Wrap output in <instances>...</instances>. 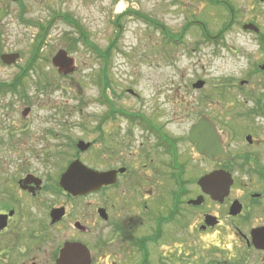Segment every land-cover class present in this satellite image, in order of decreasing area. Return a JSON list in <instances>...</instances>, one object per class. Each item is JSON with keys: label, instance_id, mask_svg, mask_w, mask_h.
I'll return each instance as SVG.
<instances>
[{"label": "flooded vegetation", "instance_id": "obj_1", "mask_svg": "<svg viewBox=\"0 0 264 264\" xmlns=\"http://www.w3.org/2000/svg\"><path fill=\"white\" fill-rule=\"evenodd\" d=\"M199 2L222 20L213 28L196 15L182 31L193 29L196 43L220 44L238 62L222 75L215 99L212 81L197 76L180 136L160 116L105 97L108 111L86 142L105 159L91 169L114 172L115 181L95 190L62 188L66 168L5 171L0 264H264V0ZM125 14L147 20L132 8L117 17ZM81 30L80 39L107 65L110 50L102 54ZM97 82L109 86L101 73ZM196 129L199 137L205 131L206 150L191 138Z\"/></svg>", "mask_w": 264, "mask_h": 264}, {"label": "rangeland", "instance_id": "obj_2", "mask_svg": "<svg viewBox=\"0 0 264 264\" xmlns=\"http://www.w3.org/2000/svg\"><path fill=\"white\" fill-rule=\"evenodd\" d=\"M199 1L0 0V54L19 53L12 64L0 61V84L17 79L16 86L0 90V180L13 168L51 174L76 157L90 167L104 164L95 148L79 151L76 143L96 138L98 118L108 111L105 97L125 110L160 116L182 136L191 117L194 79L211 80L215 99L222 75L238 65L224 56L220 44L196 43L198 34L189 28L192 18H208L213 28L222 20ZM125 8L147 20L132 14L118 18ZM64 16L77 22L101 52L110 50L107 65L80 39L81 28ZM258 19L264 21V14ZM184 26L189 27L183 32ZM179 33L183 36L174 42ZM59 49L75 59V70L67 76L51 64ZM99 73L107 77L105 90L97 82ZM27 107L28 117L22 115ZM180 145L184 158L189 154Z\"/></svg>", "mask_w": 264, "mask_h": 264}, {"label": "water", "instance_id": "obj_3", "mask_svg": "<svg viewBox=\"0 0 264 264\" xmlns=\"http://www.w3.org/2000/svg\"><path fill=\"white\" fill-rule=\"evenodd\" d=\"M18 58L17 53H10V54H2L1 59L3 62L7 64H11L16 61ZM52 63L56 66L58 71L62 74H68L73 72L75 69L74 67V59L67 54L65 50H58L56 54L52 57ZM200 84V83H197ZM28 112V108L23 111V115ZM200 122L198 125H200ZM204 127L205 124L202 123ZM215 134L216 131L213 128L212 136H213V143H215ZM191 138L194 139L197 143H200L201 146L199 150H206L205 149V131L202 137L198 136L197 129L191 132ZM89 142H84L83 140H79L77 143V147L80 150H85L89 147ZM115 181L114 172H99L96 170L91 169L90 167L86 166L82 163L79 159L73 160L66 170L61 174L59 183L66 191L77 194V193H86L88 191H92L97 189L99 186L104 184H110ZM70 248V247H68Z\"/></svg>", "mask_w": 264, "mask_h": 264}, {"label": "trees", "instance_id": "obj_4", "mask_svg": "<svg viewBox=\"0 0 264 264\" xmlns=\"http://www.w3.org/2000/svg\"><path fill=\"white\" fill-rule=\"evenodd\" d=\"M38 46H39V45H38ZM36 50H37V48H36ZM105 83H107V82H105ZM2 84H3V83H2ZM2 84H1V85H2ZM2 86H4L3 88H5V86H7V85L3 84Z\"/></svg>", "mask_w": 264, "mask_h": 264}]
</instances>
